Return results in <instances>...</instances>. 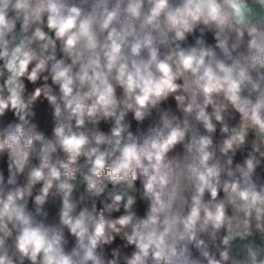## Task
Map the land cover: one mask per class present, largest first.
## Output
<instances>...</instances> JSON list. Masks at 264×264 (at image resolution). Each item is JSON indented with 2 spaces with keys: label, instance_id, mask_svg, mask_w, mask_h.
Segmentation results:
<instances>
[{
  "label": "clouds",
  "instance_id": "9594fccd",
  "mask_svg": "<svg viewBox=\"0 0 264 264\" xmlns=\"http://www.w3.org/2000/svg\"><path fill=\"white\" fill-rule=\"evenodd\" d=\"M0 264H264V0H0Z\"/></svg>",
  "mask_w": 264,
  "mask_h": 264
}]
</instances>
